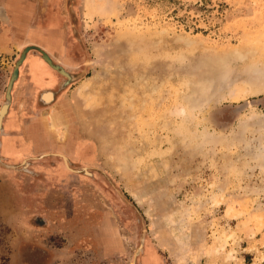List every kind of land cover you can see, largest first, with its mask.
<instances>
[{
  "label": "rangeland",
  "instance_id": "1",
  "mask_svg": "<svg viewBox=\"0 0 264 264\" xmlns=\"http://www.w3.org/2000/svg\"><path fill=\"white\" fill-rule=\"evenodd\" d=\"M1 11L0 110L22 51L42 40L75 79L51 84L56 100L32 120L17 70L0 141L25 117L43 126V148L11 160L0 142L2 163L30 161L0 165V264H264V0H0Z\"/></svg>",
  "mask_w": 264,
  "mask_h": 264
},
{
  "label": "crops",
  "instance_id": "2",
  "mask_svg": "<svg viewBox=\"0 0 264 264\" xmlns=\"http://www.w3.org/2000/svg\"><path fill=\"white\" fill-rule=\"evenodd\" d=\"M39 47H42L43 50V40L40 42ZM28 58L29 62L26 61L22 68L23 78H21V89L25 93L24 96L26 97L28 106L30 105V111H33L34 109L33 115H30L29 118L35 120L34 117H37L35 115L38 113L40 114L43 111V102L40 96L44 90L51 88L50 85L52 83H46L43 79V75L47 74V66L45 67L41 57L32 54ZM32 61L36 62V64H33ZM41 115L43 116V113ZM28 122L29 121L25 120V117L15 116V118L12 117L10 121H6V125L4 124V135H1L2 139L0 142L1 150L5 158L11 160H23L28 156L27 152L33 150L30 149L32 148L29 147L30 145L35 144L34 150H36L34 152H38V149L43 148V126L39 127L38 124L34 125L35 123L32 121L31 123ZM41 124L43 125V122H41ZM38 143L40 144V147ZM16 152L18 153L14 156L13 153Z\"/></svg>",
  "mask_w": 264,
  "mask_h": 264
},
{
  "label": "flooded vegetation",
  "instance_id": "3",
  "mask_svg": "<svg viewBox=\"0 0 264 264\" xmlns=\"http://www.w3.org/2000/svg\"><path fill=\"white\" fill-rule=\"evenodd\" d=\"M25 8H27V7H25ZM8 15V14H7ZM11 20H10V18H9V16H7V23L8 22H10ZM35 31V30H34ZM33 31V32H34ZM36 35H39V37H40V40H42V39H44V40H46L45 38H48V37H46V33H42V31H36ZM34 45H37V44H34ZM38 47H39V45H38ZM36 48H37V46H36ZM38 49H40V50H38V52H40V53H38V52H32L33 54H36L37 56H39V57H41V59H42V54H45V55H47L48 57H49V59L51 60V62H52V64L53 65H56V66H59V65H57L56 63H55V61H54V59L53 58H51L50 56H49V54H46L45 52H43V50H42V47H39ZM32 53H27L26 55H25V58H24V61H23V66H24V64L26 63V61H27V58L29 57V56H31L32 55ZM27 57V58H26ZM43 60V59H42ZM43 63L45 64V67H46V69H47V74H44L43 75V79H44V81L47 83V82H50V83H52L54 86H52V88L53 87H55L56 86V84L58 85V87H63V86H66L67 84H69V81H67L66 79H65V77L64 76H62L58 71H56V72H52V69H51V67L43 60ZM60 67V66H59ZM61 69H63L62 67H60ZM59 74V75H58ZM70 75L71 76H73L71 73H70ZM59 77H62L61 79H62V81L60 82V78ZM74 77V76H73ZM49 83V84H50ZM65 83H66V85H65ZM50 89V88H49ZM47 90V89H46ZM48 91H51V90H48ZM51 92H53V91H51ZM54 93V101L56 100V97H57V94H56V92H53ZM11 100H12V94H11ZM44 104V103H43ZM2 137V136H1ZM33 145H30V147H32ZM43 154V153H42ZM39 155V154H38ZM50 155H54V156H57V157H60L61 159V161H62V163H63V166H64V168L66 169V170H68L66 167H65V165H64V162H63V158L61 157V155L62 154H59V153H45V154H43V156L44 157H47V156H50ZM63 156H65V155H63ZM38 157V156H37ZM39 157H41V156H39ZM38 157V158H39ZM66 157V156H65ZM67 159H68V161H69V163H68V165H69V168H70V170H68V171H70V172H75V173H77L78 171H76V170H74V169H72L71 168V160L67 157ZM24 161H25V163H26V165H24L25 163H24ZM23 161V164L21 165V168H17L15 165H10V164H8L9 166H12V167H14L13 169H10V170H14V171H17V170H19V172H20V169H22L23 170V172H28V165H29V162L30 161H28V160H24ZM35 161H37V160H35ZM4 164V163H3ZM6 165V164H5ZM87 169V168H86ZM85 168L83 169V172L84 173H87V175H88V171L86 170ZM21 170V171H22Z\"/></svg>",
  "mask_w": 264,
  "mask_h": 264
},
{
  "label": "bare ground",
  "instance_id": "4",
  "mask_svg": "<svg viewBox=\"0 0 264 264\" xmlns=\"http://www.w3.org/2000/svg\"><path fill=\"white\" fill-rule=\"evenodd\" d=\"M0 13H2V15H4L3 14V11H1ZM1 15V14H0ZM1 15V16H2ZM28 49V48H27ZM37 49V48H36ZM47 56V55H46ZM48 57V56H47ZM27 58V57H26ZM49 58V57H48ZM59 73H62L63 75H64V77H66L67 78V80L70 82L71 80H72V76L69 74V73H67L66 72V70H64V69H61V71L59 72ZM61 74V75H62ZM65 85H66V83H65ZM51 92V91H50ZM50 92H48V91H46L45 93H42V95H41V99H42V102L44 103V104H49V103H51L53 100H54V93L52 92V93H50ZM81 94V93H80ZM10 102V104H11V100L9 101ZM10 104H9V106H10ZM8 106V104L6 105V106H4V108H2L1 110H0V128H2L1 126H2V122L4 121V119L3 118H5L6 116H7V114H8V109H9V106ZM6 114V115H5ZM50 119V118H49ZM55 119H57V117H54V118H52V120H51V124H50V129H51V131L52 132H54L56 135H57V137H58V140H59V138L60 139H63L64 137H65V131L64 130H62V128L61 127H59V125H57L56 123H55ZM3 131V130H2ZM2 131H0V133L2 132ZM61 157L63 158V160H64V162L66 163V165H67V167L69 168V165H68V159L65 157V156H63V155H61ZM70 169V168H69Z\"/></svg>",
  "mask_w": 264,
  "mask_h": 264
},
{
  "label": "water",
  "instance_id": "5",
  "mask_svg": "<svg viewBox=\"0 0 264 264\" xmlns=\"http://www.w3.org/2000/svg\"><path fill=\"white\" fill-rule=\"evenodd\" d=\"M0 20L3 21V20L1 19V17H0ZM26 53H27V49L23 50L22 53H21V56H20L19 60H18V61L16 62V64L14 65V69H13V72H12L11 78H10L8 84H7V88H6V92H5V100H4L3 104H2L1 109L4 108V106H6L7 104H8V106H9V104H10L9 101L11 100V89H12V85H13L14 80H15L16 77H17V70H18L19 67L21 66V64H22V62H23V60H24V58H25V54H26ZM42 59H43V60H44V61H45V62H46V63H47V64H48L53 70H56V71H58V72L61 71V68H60L59 66L53 65L52 62H51V60H50L45 54H42ZM60 74H62V73H60ZM62 76H64V75L62 74ZM72 78H73V80L75 79L73 76H72ZM8 106H7V107H8ZM5 115H6V114H5ZM0 165H2V166L5 167V168H9V169H13V168H14V167H12V166H9V165H5V164H3V163L1 162V159H0ZM142 244H143V239H142V241H141V245H140V247L138 248V250H137L135 256H137L138 253L142 251ZM132 264H134V260H133V263H132Z\"/></svg>",
  "mask_w": 264,
  "mask_h": 264
}]
</instances>
